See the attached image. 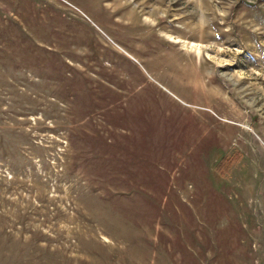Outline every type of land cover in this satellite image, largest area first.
<instances>
[{
  "label": "rangeland",
  "instance_id": "rangeland-1",
  "mask_svg": "<svg viewBox=\"0 0 264 264\" xmlns=\"http://www.w3.org/2000/svg\"><path fill=\"white\" fill-rule=\"evenodd\" d=\"M69 1L0 0V264H264V0Z\"/></svg>",
  "mask_w": 264,
  "mask_h": 264
},
{
  "label": "built area",
  "instance_id": "built-area-1",
  "mask_svg": "<svg viewBox=\"0 0 264 264\" xmlns=\"http://www.w3.org/2000/svg\"><path fill=\"white\" fill-rule=\"evenodd\" d=\"M61 1V5L64 8H70L71 10L75 11L77 13V15L79 14L80 17H82L83 19H86L88 22H90L95 28H97L99 31H101L102 33H104L92 20L91 18L85 13L83 12L78 6H76L75 4H73L72 2H70L69 0H59ZM72 14H74V12H71ZM105 34V33H104ZM108 39L110 41H112L111 38L108 37ZM113 42V41H112ZM130 55V54H128ZM132 57V56H131Z\"/></svg>",
  "mask_w": 264,
  "mask_h": 264
},
{
  "label": "trees",
  "instance_id": "trees-1",
  "mask_svg": "<svg viewBox=\"0 0 264 264\" xmlns=\"http://www.w3.org/2000/svg\"><path fill=\"white\" fill-rule=\"evenodd\" d=\"M223 160L222 159H219L216 163V167L217 169L221 170V167L223 166Z\"/></svg>",
  "mask_w": 264,
  "mask_h": 264
},
{
  "label": "bare ground",
  "instance_id": "bare-ground-1",
  "mask_svg": "<svg viewBox=\"0 0 264 264\" xmlns=\"http://www.w3.org/2000/svg\"><path fill=\"white\" fill-rule=\"evenodd\" d=\"M130 56V55H129ZM131 57V56H130ZM133 58V57H132ZM134 59V58H133ZM135 60V59H134Z\"/></svg>",
  "mask_w": 264,
  "mask_h": 264
}]
</instances>
